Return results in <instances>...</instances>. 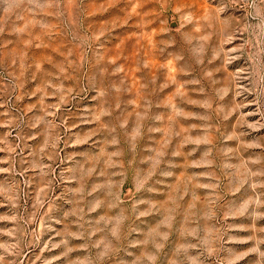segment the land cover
Masks as SVG:
<instances>
[{"label": "rangeland", "instance_id": "374dc122", "mask_svg": "<svg viewBox=\"0 0 264 264\" xmlns=\"http://www.w3.org/2000/svg\"><path fill=\"white\" fill-rule=\"evenodd\" d=\"M0 264H264V0H0Z\"/></svg>", "mask_w": 264, "mask_h": 264}]
</instances>
